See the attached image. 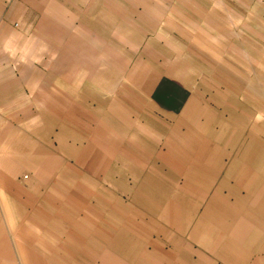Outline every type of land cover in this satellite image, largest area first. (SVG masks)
I'll use <instances>...</instances> for the list:
<instances>
[{
  "label": "crops",
  "instance_id": "0c3cea01",
  "mask_svg": "<svg viewBox=\"0 0 264 264\" xmlns=\"http://www.w3.org/2000/svg\"><path fill=\"white\" fill-rule=\"evenodd\" d=\"M153 13L0 0V264H264V87Z\"/></svg>",
  "mask_w": 264,
  "mask_h": 264
},
{
  "label": "rangeland",
  "instance_id": "374dc122",
  "mask_svg": "<svg viewBox=\"0 0 264 264\" xmlns=\"http://www.w3.org/2000/svg\"><path fill=\"white\" fill-rule=\"evenodd\" d=\"M102 1V0H101ZM139 4L153 3L154 21H182L205 27L202 39L208 37L209 31L216 30L217 45L209 44L212 51L218 52L219 72L225 78L226 55L232 51L244 52L248 56L250 86L264 87V0H131ZM141 15V12H138ZM149 20V18H146ZM161 25V24H159ZM172 25H174L172 23ZM211 29H210V28ZM214 27V28H213ZM178 45V37H171ZM224 87L223 81L218 83Z\"/></svg>",
  "mask_w": 264,
  "mask_h": 264
}]
</instances>
